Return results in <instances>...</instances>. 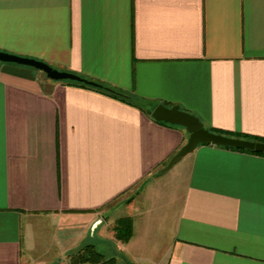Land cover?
Here are the masks:
<instances>
[{
	"label": "crops",
	"instance_id": "1",
	"mask_svg": "<svg viewBox=\"0 0 264 264\" xmlns=\"http://www.w3.org/2000/svg\"><path fill=\"white\" fill-rule=\"evenodd\" d=\"M0 51L264 138V0H0ZM147 103L0 63V264L89 235L109 264H264V156L198 144L161 172L187 132Z\"/></svg>",
	"mask_w": 264,
	"mask_h": 264
},
{
	"label": "water",
	"instance_id": "2",
	"mask_svg": "<svg viewBox=\"0 0 264 264\" xmlns=\"http://www.w3.org/2000/svg\"><path fill=\"white\" fill-rule=\"evenodd\" d=\"M0 62L14 63L40 70L44 73V76L50 80L75 81L86 85L100 86L98 83L74 73L55 69L43 61L15 55L5 51H0ZM150 117L155 121L183 127L187 132L185 142L170 156L165 165L160 168L161 172L170 169L182 157L192 152L198 144H211L215 146L264 153L263 141L227 136L210 131L203 126L198 117L180 109L176 104L166 106L158 103L151 109Z\"/></svg>",
	"mask_w": 264,
	"mask_h": 264
},
{
	"label": "trees",
	"instance_id": "3",
	"mask_svg": "<svg viewBox=\"0 0 264 264\" xmlns=\"http://www.w3.org/2000/svg\"><path fill=\"white\" fill-rule=\"evenodd\" d=\"M16 66L20 68H31L27 66H22V65H17ZM89 80V79H88ZM68 83H73L76 85H80L82 87H87L99 92H102L106 95H109L113 98L119 99L121 101L131 103V104H136L140 105V103H147L144 100L138 99L136 97H129L122 92L115 90L113 88H110L104 84L98 83L100 86H91V85H86L83 83L75 82V81H67ZM148 104V103H147ZM147 113L149 114L151 109L154 107L153 104H148L147 105ZM162 124H166L160 121H156ZM170 125V124H167ZM210 131L221 133L227 136H233V137H239V138H244V139H249V140H258V141H263L264 138H259V137H246L245 135H242L240 133H228V132H223V131H218L213 128H207ZM221 147V146H219ZM222 148H227V149H232V150H237V151H242V152H247L251 154H256V155H262L264 156L263 152H253V151H248V150H243V149H235V148H230V147H222ZM112 235L113 238L117 241L125 242L131 235V218L130 216H121L115 219L113 225H112ZM69 261L71 263H78V262H93V263H103V264H109L111 263V259H103V255L97 251L92 244H84L80 248L74 250L69 254Z\"/></svg>",
	"mask_w": 264,
	"mask_h": 264
},
{
	"label": "rangeland",
	"instance_id": "4",
	"mask_svg": "<svg viewBox=\"0 0 264 264\" xmlns=\"http://www.w3.org/2000/svg\"><path fill=\"white\" fill-rule=\"evenodd\" d=\"M1 64H7V65H15L14 63H5V62H0ZM33 69V68H30ZM35 71H37L38 73H41L44 75V73L40 70L37 69H33ZM124 210L122 208H120L119 210H117L115 213H113L112 216H125L126 214H124ZM86 242L91 243L94 245V247L99 250L100 252H102V254H104V257H113L114 256V246H112L113 244H111V242L107 241L106 239H101L100 237H98L97 235L91 236L89 235L87 237ZM52 260V262H50V264H65L69 262V258L67 256L64 257H59V255L57 254V250H52L50 251V253H48V259ZM49 264V263H48Z\"/></svg>",
	"mask_w": 264,
	"mask_h": 264
},
{
	"label": "built area",
	"instance_id": "5",
	"mask_svg": "<svg viewBox=\"0 0 264 264\" xmlns=\"http://www.w3.org/2000/svg\"><path fill=\"white\" fill-rule=\"evenodd\" d=\"M72 264H100V263H92V262H78V263H72Z\"/></svg>",
	"mask_w": 264,
	"mask_h": 264
}]
</instances>
